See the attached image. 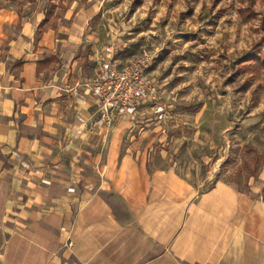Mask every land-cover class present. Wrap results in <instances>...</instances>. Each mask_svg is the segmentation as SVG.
Here are the masks:
<instances>
[{
	"label": "crops",
	"instance_id": "0c3cea01",
	"mask_svg": "<svg viewBox=\"0 0 264 264\" xmlns=\"http://www.w3.org/2000/svg\"><path fill=\"white\" fill-rule=\"evenodd\" d=\"M97 13L37 36L48 15L0 7V264H264L263 174L200 190L124 144L136 108L100 121L81 83L122 47Z\"/></svg>",
	"mask_w": 264,
	"mask_h": 264
},
{
	"label": "rangeland",
	"instance_id": "374dc122",
	"mask_svg": "<svg viewBox=\"0 0 264 264\" xmlns=\"http://www.w3.org/2000/svg\"><path fill=\"white\" fill-rule=\"evenodd\" d=\"M0 7L34 21L48 15L37 36L66 25L64 13L98 8L90 26L99 45L122 47L109 57L119 69L150 56L145 74L157 88L133 107L124 144L135 142L152 165L175 166L200 190L218 181L247 188L251 175L264 176V0H0Z\"/></svg>",
	"mask_w": 264,
	"mask_h": 264
},
{
	"label": "built area",
	"instance_id": "2783aa9c",
	"mask_svg": "<svg viewBox=\"0 0 264 264\" xmlns=\"http://www.w3.org/2000/svg\"><path fill=\"white\" fill-rule=\"evenodd\" d=\"M150 59L148 56L119 69L113 58L101 57L94 78L81 83L96 96L102 123L110 125L117 115L146 103L156 94L157 88L145 74Z\"/></svg>",
	"mask_w": 264,
	"mask_h": 264
}]
</instances>
